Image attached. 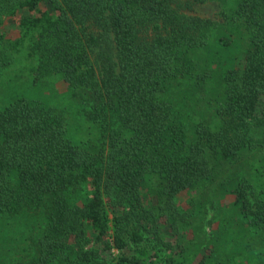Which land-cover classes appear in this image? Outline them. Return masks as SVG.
<instances>
[{
  "label": "trees",
  "instance_id": "obj_1",
  "mask_svg": "<svg viewBox=\"0 0 264 264\" xmlns=\"http://www.w3.org/2000/svg\"><path fill=\"white\" fill-rule=\"evenodd\" d=\"M217 1L223 22L186 0H0V77L67 84L63 110L0 109V216L40 215L0 264H264V0ZM221 24L242 40L227 69Z\"/></svg>",
  "mask_w": 264,
  "mask_h": 264
},
{
  "label": "rangeland",
  "instance_id": "obj_2",
  "mask_svg": "<svg viewBox=\"0 0 264 264\" xmlns=\"http://www.w3.org/2000/svg\"><path fill=\"white\" fill-rule=\"evenodd\" d=\"M191 6L190 14L198 15L202 18L211 19L216 22H223L221 18L220 2L217 0L207 1L205 3L197 0H186ZM221 27L215 33V37L223 38L225 42H229L226 48L215 47L213 53L217 57V64L222 69L230 68L234 65V60L239 56L242 48V40L239 32L228 26L220 25ZM237 33H236V32ZM0 32L6 34L7 37L15 38L18 35V29L13 24L10 18L0 20ZM227 42V43H228ZM228 43V44H229ZM16 66L5 69L0 77V109L7 105L10 101L17 97H26L42 101L49 106L63 110L66 106V87L67 84L63 80H58L53 87L54 91L48 87L45 82H34L33 76L27 73L26 68L19 63ZM69 117V116H68ZM68 137L74 142H79L84 137L83 128L77 119H68ZM257 137L264 140V131L259 130ZM191 198V193L184 192L179 196V201L183 206H187V202ZM231 197H227L224 203H231ZM35 214V213H33ZM214 215V210H210L208 219L211 220ZM40 215H30L23 212L20 215L10 218L8 216H0V245H3V238L7 235L13 237L25 238L26 227L28 223H38ZM238 221V220H234ZM217 224L208 226L207 231H215ZM36 234V233H35ZM191 236V235H190ZM23 241V240H22ZM22 248H27L29 242L23 241L19 244ZM223 249L216 250L213 254V259L220 258ZM228 253V251L226 250ZM117 254V251L114 252ZM16 252L9 254V260L14 258ZM3 255L0 254V259Z\"/></svg>",
  "mask_w": 264,
  "mask_h": 264
}]
</instances>
